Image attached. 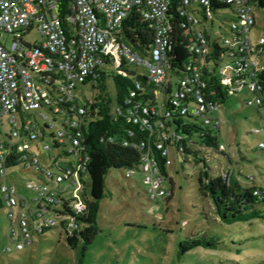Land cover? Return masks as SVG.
<instances>
[{
	"label": "built area",
	"instance_id": "2783aa9c",
	"mask_svg": "<svg viewBox=\"0 0 264 264\" xmlns=\"http://www.w3.org/2000/svg\"><path fill=\"white\" fill-rule=\"evenodd\" d=\"M210 2L181 0L186 7L184 13L188 21L194 17L187 6L196 8L198 4L207 8L206 14L211 18L212 14L208 10ZM226 2L235 9L238 20L232 23L233 29L223 38V46L234 52L233 67L224 65L220 68L224 87L228 88L230 95L235 94L236 89L248 90L253 97L245 103L261 105L264 87L254 76L255 70H261L262 65L250 62L248 53L258 55L264 47H252L248 38L254 25L251 0ZM169 4L170 0H0L1 129L5 128L2 115L8 114L6 136L0 134V192L7 218L12 223L17 220L20 229L19 240H11V235L8 236L9 245L5 251L23 248L31 242V235L44 226L60 225L71 232L78 227V218L87 210L89 198L83 190L85 184L82 176L87 155L82 153L79 121L74 116L64 115L60 102L78 101L73 93L76 84H82L88 78V81H95L101 67L111 66L117 73L125 75L121 66L133 65L139 68L140 75L156 84L155 108L134 100L136 90L139 89L136 84L115 109V117L128 127L126 137L120 139L121 144L132 146L140 152V164L136 167L145 174V191L151 200L167 198L171 191L163 185L164 175L155 152H160L166 168L171 163L168 157L170 143H176L184 151L185 145L189 146L179 132L184 124L195 123L201 129L202 125L218 128L210 114V110L217 105L205 101L202 96L206 88L202 71L209 59L210 50L199 34L192 43L193 50L200 57V64L192 68L191 81L195 84L193 95L196 103L191 110L179 104V99L187 92L185 85L188 79L178 81L179 87L171 84L173 77L169 72L167 56ZM134 7L139 8L141 16L151 21L154 28L153 43L144 55L135 51L121 36L123 21ZM34 29L37 39L29 37ZM4 34L13 37L9 46L1 42ZM260 43L264 44L262 37ZM228 69L236 73H247L250 77L236 79L234 85H230L227 83L231 80ZM54 71L60 75V79L51 77ZM48 82L57 87L58 94L46 87ZM40 108H44L48 114L38 112L41 119L35 121L31 117L32 111ZM170 108L178 111L179 116L172 117ZM149 111L163 117L156 130L149 128L145 118ZM78 112L83 113L84 108L79 106ZM42 123H46L50 129L48 133L51 144H43L46 134L42 132ZM138 133H145L146 136H138ZM116 139L109 135L106 142L114 143ZM55 141L68 153L59 160L60 172L53 175L51 181L36 183L30 189L32 195L17 194L4 168L7 155L15 150L21 152L28 163H37L31 145L49 151L55 150ZM260 146L264 148L263 143ZM219 148L225 150L223 144ZM134 168L125 169L124 175L132 179ZM30 202L36 203L31 206ZM66 202L69 203V213L54 215L55 218L46 216L51 210H59ZM14 207H17L16 212Z\"/></svg>",
	"mask_w": 264,
	"mask_h": 264
},
{
	"label": "rangeland",
	"instance_id": "374dc122",
	"mask_svg": "<svg viewBox=\"0 0 264 264\" xmlns=\"http://www.w3.org/2000/svg\"><path fill=\"white\" fill-rule=\"evenodd\" d=\"M192 9L193 6H187L188 11ZM251 10L255 24L248 34L250 44L254 48L264 47L260 43L261 37L264 39V10L255 0L251 2ZM230 13L226 8L212 15L213 33L223 34L227 21L220 17ZM29 37L37 39L35 29ZM12 39V35L4 34L1 42L9 46ZM248 58L250 62L264 63V53L249 52ZM100 70L103 74L98 80L76 84L74 97L80 103L93 97L103 99L113 116L117 105L113 68L103 66ZM225 88L222 92L229 96ZM252 97L248 90L236 89L234 96L210 110L218 128L202 125L204 130L217 135L225 146L224 154L194 144L193 149L207 156L206 160L199 161L192 153L184 154L173 146L168 147L171 163L166 167L167 177L163 181L172 190L168 201L165 198L153 201L147 196L145 174L138 167L134 168L132 179L124 177L122 169L108 170L104 176V196L98 201L96 212L97 234L90 244L79 239L74 246H69L64 231L51 227L41 236L32 234L31 242L23 248L5 251L8 236L19 240L20 229L17 220L12 223L7 218L0 192V264H264V220L223 223L197 190V175L203 171L215 176L231 170L241 185L264 187V148L259 147L264 144V105H247L245 101ZM38 112L48 114L44 108ZM2 119L7 128L8 114L4 113ZM35 119L39 121L37 116ZM43 144H51L48 134ZM185 148L188 150L189 146ZM31 150L46 167L35 144ZM49 152L56 154L53 149ZM7 179L20 195L29 193L28 189L36 183L45 182L33 170L22 167L9 169ZM84 180L83 190L89 195V179L85 175ZM46 216L55 218L52 212ZM26 221H30L28 216ZM202 233L216 239L214 248L196 247L177 254L179 241Z\"/></svg>",
	"mask_w": 264,
	"mask_h": 264
},
{
	"label": "trees",
	"instance_id": "16d2710c",
	"mask_svg": "<svg viewBox=\"0 0 264 264\" xmlns=\"http://www.w3.org/2000/svg\"><path fill=\"white\" fill-rule=\"evenodd\" d=\"M252 2V0H251ZM256 4L264 10V0H255ZM228 8L230 14L221 19L227 21L226 28L223 34H215L211 31L212 17L209 18L206 14L207 8L198 4L190 12L194 15L191 21H188L184 13L186 7L181 3V0H170L169 8L167 11L168 20L170 23L169 33V47L167 56L169 57V72L173 77L171 84L179 87L178 81L188 79L185 87L187 92L185 96L179 99V104L191 110L195 105L194 98L195 84L191 81L192 68L200 64V57L192 48L193 41L197 38L198 34L205 40L206 45L210 50L209 59L206 66L202 71L203 79L206 83V88L202 92L203 99L210 101L215 105H219L229 96L223 94L225 82L220 75V68L223 67L222 62L227 60L225 65L233 67L234 52L229 48L223 46V38L230 33L232 23H236L238 18L235 14V9L230 7L226 0H211L208 5V10L212 15H217L219 11ZM220 27V26H219ZM121 36L135 51L141 55L146 54V51L153 43L154 28L152 22L141 16L139 8L134 7L128 16L123 21L121 27ZM262 69L256 71L254 78L264 87V63L261 64ZM125 75L117 73L116 69L111 70L113 84L116 90V106L121 105L124 97L128 94L130 89H133L136 84L139 89L136 90L134 97L135 101L146 103L149 107L155 108L156 99L154 90L156 84L149 80L146 76L138 73L139 68L133 65L121 66ZM103 72L99 71L98 77L101 78ZM230 75V85H234V80L245 79L250 76L247 73H236L232 69H228ZM51 77L60 79L57 72H52ZM88 78L83 83L87 82ZM44 83V82H43ZM82 83V84H83ZM54 93L58 94V89L52 82L45 84ZM243 90V89H242ZM107 101L93 97L85 100L84 103L79 101H61V110L64 115L74 116L79 121V129L81 131V144L83 146V154L87 155V160L83 164L84 175L89 179V201L87 202L88 208L85 213L78 218L79 225L76 229L68 232L60 225L57 226H44L40 231H35V235L41 236L51 227H58L63 230L66 236V243L69 246H74L79 239L85 244H90L92 239L97 234L96 212L98 209V201L104 196V176L110 169H122L124 171L130 167L139 166L140 152L132 146H125L121 144L120 139L126 137V129L128 128L119 118L109 114ZM261 105H264V99ZM73 106V107H72ZM84 108L83 113L78 112V107ZM252 106V105H249ZM171 109V108H170ZM31 117L36 121V116L41 119L38 111L33 110ZM171 116H179L178 111H172ZM149 123V128L156 130L159 127V122L163 117L157 113L149 111L145 116ZM42 132L49 137V127L46 123H42ZM180 135L188 141V150H180L176 143H170L176 151L184 154L192 153L199 161L206 160L207 156L202 155L200 151L193 149L194 144H200L202 147L209 149L215 153L224 154L225 150H221L219 139L217 135H212L209 131L199 128L198 124L188 123L180 129ZM0 134L5 137V128H0ZM114 136L117 142H106L107 136ZM146 136L145 133H138V136ZM156 133L154 132V137ZM153 137V138H154ZM260 148H263L259 146ZM54 148L55 155H51L49 151L44 150L42 147H37L42 161L46 163V167L42 166L39 162L38 156L37 163H28L23 159L21 152L12 150L6 157L4 168L6 171L16 167L23 169H31L38 175L42 176L44 181H51L52 176L60 172V158L67 156L62 146L55 141ZM200 153V154H199ZM159 166L164 176L167 177L166 168L163 166V158L160 152H155ZM128 178V177H126ZM131 179V178H129ZM85 184V180H84ZM171 190V189H170ZM197 190L199 195L208 201L209 207L212 212L218 217L220 221L226 224L234 222H245L254 219L264 220V187L258 185L243 186L240 184L238 177L232 171L211 176L209 173L203 171L197 175ZM29 193L24 192L25 195H32L31 190ZM172 195L170 194L165 198L166 201ZM57 210L51 212L58 216L60 214L69 213V203H64ZM217 241L213 237H208L203 233L200 236H192L178 243L177 254L186 253L188 250L202 247L214 248Z\"/></svg>",
	"mask_w": 264,
	"mask_h": 264
},
{
	"label": "crops",
	"instance_id": "0c3cea01",
	"mask_svg": "<svg viewBox=\"0 0 264 264\" xmlns=\"http://www.w3.org/2000/svg\"><path fill=\"white\" fill-rule=\"evenodd\" d=\"M254 24H255V20H254ZM264 48H262V50H261V53H264V50H263Z\"/></svg>",
	"mask_w": 264,
	"mask_h": 264
}]
</instances>
